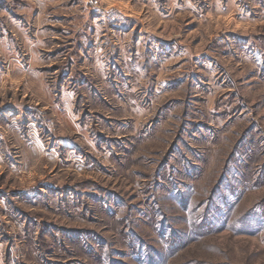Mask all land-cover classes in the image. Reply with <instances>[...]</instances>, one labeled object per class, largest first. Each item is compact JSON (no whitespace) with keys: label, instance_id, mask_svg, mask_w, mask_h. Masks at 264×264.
Instances as JSON below:
<instances>
[{"label":"rangeland","instance_id":"374dc122","mask_svg":"<svg viewBox=\"0 0 264 264\" xmlns=\"http://www.w3.org/2000/svg\"><path fill=\"white\" fill-rule=\"evenodd\" d=\"M0 264H264V0H0Z\"/></svg>","mask_w":264,"mask_h":264}]
</instances>
